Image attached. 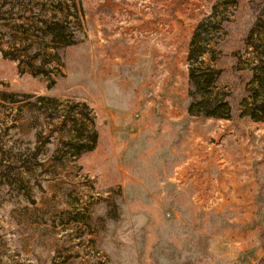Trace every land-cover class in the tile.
Segmentation results:
<instances>
[{
    "label": "rangeland",
    "instance_id": "1",
    "mask_svg": "<svg viewBox=\"0 0 264 264\" xmlns=\"http://www.w3.org/2000/svg\"><path fill=\"white\" fill-rule=\"evenodd\" d=\"M0 264H264V0H0Z\"/></svg>",
    "mask_w": 264,
    "mask_h": 264
},
{
    "label": "trees",
    "instance_id": "2",
    "mask_svg": "<svg viewBox=\"0 0 264 264\" xmlns=\"http://www.w3.org/2000/svg\"><path fill=\"white\" fill-rule=\"evenodd\" d=\"M42 23L46 26L45 22ZM50 43L53 45H58L59 41L51 36L49 39V44ZM36 56L37 55H34L33 57L35 58ZM11 59L18 60V58L16 57H11ZM36 101L55 102V99L51 97H37ZM78 105H81L82 107L85 108L86 114L76 111ZM41 112H44V109H41ZM68 121L71 122L72 130L68 132V134H70L69 140L63 143L64 146L70 148L69 151L70 153L68 156L73 158H78L81 155L92 151L96 145L97 137H98L95 128V117L92 114V112L88 109V107L84 103H75L74 106L69 107L64 112V115H62L61 124L65 125L67 124Z\"/></svg>",
    "mask_w": 264,
    "mask_h": 264
}]
</instances>
